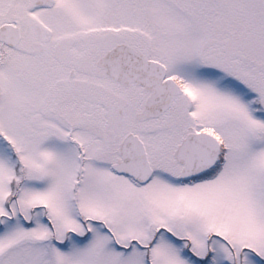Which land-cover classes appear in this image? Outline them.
Segmentation results:
<instances>
[{"label": "snow or ice", "instance_id": "obj_1", "mask_svg": "<svg viewBox=\"0 0 264 264\" xmlns=\"http://www.w3.org/2000/svg\"><path fill=\"white\" fill-rule=\"evenodd\" d=\"M0 264H264V0H0Z\"/></svg>", "mask_w": 264, "mask_h": 264}]
</instances>
